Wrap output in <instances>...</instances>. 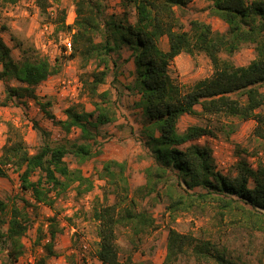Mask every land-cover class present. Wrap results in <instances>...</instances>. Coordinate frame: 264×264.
<instances>
[{
    "label": "trees",
    "instance_id": "16d2710c",
    "mask_svg": "<svg viewBox=\"0 0 264 264\" xmlns=\"http://www.w3.org/2000/svg\"><path fill=\"white\" fill-rule=\"evenodd\" d=\"M33 1L41 11L45 10V0ZM72 1L73 22L65 24L64 11H60L54 23L58 29L70 32L69 56L78 57L82 66L97 61L95 71L83 82L93 110L69 106L64 110L65 118L59 120L46 112L45 105L38 102L35 87L58 71L56 63L38 54L31 44L23 46L22 42L18 43L20 59L15 61L0 37V80L14 79L21 83L18 87H7L5 100L32 99L66 134L78 130L77 138L55 143L49 131L33 121L42 135V145L30 153L22 139H9L0 155V176H6L3 167H13L21 189L30 193L34 203L50 208L73 184L77 194L92 188V178L85 176L79 167L70 168L64 158L70 154L81 164L92 157L98 127L115 120L110 90L99 91L98 87L111 70L110 63L117 68L116 58L122 46H126L135 69L125 89L138 96L134 104L142 115L140 137L153 163L144 169L145 182L134 189L128 181L125 161L107 159L97 172V177L104 181V198L112 195L114 199L111 204L94 206L91 213L97 223L95 256L100 264H127L119 257L117 226L128 227L134 236L154 228L152 215L140 202L152 193L165 197L171 217L178 211L203 208L212 202L217 205L219 215H230L245 228L264 233V163L252 167L245 157H239L234 172L223 174L216 169L211 148L196 142L202 136H214V129L201 124L189 125L182 131L177 127L184 114L253 120V134L264 139V113L260 111L264 106V0H207L209 14L226 24L224 32L213 30L209 23L197 19L190 20L189 29L185 30L176 10L192 0H120L123 6L134 8V23L107 14L102 0ZM99 34L101 39L97 41ZM161 37L167 38L165 50L159 46ZM244 44L253 45L255 51L248 64L236 66L220 57L221 52L232 55ZM183 52L190 56L204 53L212 66L211 75L196 80L186 90L169 73L171 61ZM221 126L228 128L227 133L235 129L231 121ZM37 171L39 177L31 180ZM196 188L201 191L196 192ZM23 216L13 209L7 221L0 217V264H15L23 254L21 238L28 229ZM54 221L52 217L50 240L45 244L49 254L58 232ZM181 257L211 264H238L226 256L225 247L169 228L161 264H175ZM67 264H76L73 256L67 258Z\"/></svg>",
    "mask_w": 264,
    "mask_h": 264
},
{
    "label": "rangeland",
    "instance_id": "374dc122",
    "mask_svg": "<svg viewBox=\"0 0 264 264\" xmlns=\"http://www.w3.org/2000/svg\"><path fill=\"white\" fill-rule=\"evenodd\" d=\"M45 1L46 8L41 11L33 0H0V37L10 48V55L15 61L20 59L18 43L22 42L23 46L31 44L38 54L56 63L58 71L39 83L35 93L38 102L45 105L46 112L59 120L65 118L64 110L69 106L78 110H93L92 99L83 82L95 71L97 61L91 60L82 66L78 57L69 56L70 52L66 50L64 42L71 40L70 32L58 29L54 23L60 11H64L65 24L72 23L75 17L73 1ZM102 1L107 14L125 17L129 23L135 22L132 6H123L120 0ZM208 5L207 0H192L186 7L176 10L185 30L189 29L190 20L197 19L209 23L213 30L225 31L226 24L209 14ZM100 39L99 34L96 40ZM159 46L164 50L167 48L166 37L160 38ZM129 55L130 50L122 46L116 58L117 68H113L110 63L111 70L104 83L98 87L99 91L110 90L116 117L113 122L98 127L97 141L92 144V152L95 154L81 164H77L70 154L64 158L70 168L79 167L85 176L92 178L93 186L90 190L77 194L73 184L50 208L42 203H34L30 193L21 189L15 169L11 166L3 167L6 176H0V202L3 203L0 217L7 221L12 210L16 209L24 215L28 226L21 238L23 254L15 264H67L70 256H73L76 264H100L95 256L97 223L91 213L94 206L111 204L114 199L112 195L104 198V181L97 177V172L107 159L125 161L131 189L145 182L144 169L153 160L144 139L140 137L142 115L134 104L138 96L125 89V85L132 81L135 69ZM220 57L230 60L236 66L246 65L255 57V51L253 45L244 44L232 55L221 52ZM169 73L186 90L196 80L211 75L212 66L204 53L190 56L183 52L171 61ZM20 85L14 79L0 80V155L3 145L9 139H22L30 153L38 150L43 138L34 128L33 121L49 131L50 139L55 143L77 138V129L66 134L32 99L5 100L7 87ZM260 111L264 113V106ZM226 121H231L235 126L233 132L227 133L228 128H222V123ZM192 124L210 125L214 129V136H202L196 142L211 148L216 169L221 173H233L239 157H245L252 167L258 162L264 163V139L253 134V120L184 114L179 118L177 127L182 131ZM39 175L37 171L31 180L35 181ZM195 191L201 189L196 188ZM140 202L152 215L154 228L134 236L128 227H116L119 257L127 264H161L166 253L169 228L190 234L197 240H209L220 248L225 247L226 256L238 264H264V233L245 228L230 215H219L215 203H206L203 208L197 206L188 211H178L171 217L166 209V199L161 194L158 196L152 193L140 199ZM52 217L58 232L52 240V252L49 254L45 244L50 240L49 222ZM6 225L2 224L3 230ZM175 264L211 263L200 262L193 257H181Z\"/></svg>",
    "mask_w": 264,
    "mask_h": 264
},
{
    "label": "built area",
    "instance_id": "2783aa9c",
    "mask_svg": "<svg viewBox=\"0 0 264 264\" xmlns=\"http://www.w3.org/2000/svg\"><path fill=\"white\" fill-rule=\"evenodd\" d=\"M45 28H46V26H45ZM64 46L66 47V50H68L69 52L71 51L72 46H71V41L70 40H66L64 42Z\"/></svg>",
    "mask_w": 264,
    "mask_h": 264
},
{
    "label": "crops",
    "instance_id": "0c3cea01",
    "mask_svg": "<svg viewBox=\"0 0 264 264\" xmlns=\"http://www.w3.org/2000/svg\"><path fill=\"white\" fill-rule=\"evenodd\" d=\"M71 22H73V20L71 21ZM71 24V23H70ZM30 102V101H29Z\"/></svg>",
    "mask_w": 264,
    "mask_h": 264
}]
</instances>
